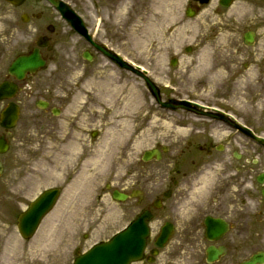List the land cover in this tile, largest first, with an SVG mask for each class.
Returning a JSON list of instances; mask_svg holds the SVG:
<instances>
[{
  "label": "rangeland",
  "instance_id": "1",
  "mask_svg": "<svg viewBox=\"0 0 264 264\" xmlns=\"http://www.w3.org/2000/svg\"><path fill=\"white\" fill-rule=\"evenodd\" d=\"M172 5L170 12L144 9L110 14L111 20L105 24L103 20L96 37L146 68L164 97L200 98L196 92L205 79L211 91L225 74L218 67L209 72V66L220 59L215 54L228 36L219 27L230 21L233 10L221 9L213 0L191 19L178 8L185 5L184 0ZM248 29L257 32L258 41L252 47L242 43V34ZM235 31L239 70L244 80L252 79L264 65V0L235 2ZM75 40L74 35L67 37L48 67L32 77L29 84L36 90L8 136V149L0 156L5 162L0 177V264H71L75 247L84 250L108 239L133 218L137 208L131 200L113 201L105 185L117 189L141 187L153 196L161 186L157 176L158 171L161 174L166 169L167 155L161 161L144 162L140 159L142 151L162 144L175 146L188 134L176 120L182 114L156 105L139 76L96 53L91 61L84 60L80 57L84 45ZM188 45L194 48L190 53L184 50ZM253 52L255 60L248 56ZM171 57L178 59L173 67L169 65ZM252 62L257 66L253 67ZM244 63L249 65L245 68ZM108 81L114 100L102 90V84ZM45 87H58L54 94L70 98L62 115L50 125L33 101ZM209 90L203 92L206 100L216 95ZM69 127L73 132L65 134ZM255 129L264 133V125H256ZM91 131H96L95 137H91ZM109 138L110 145L106 142ZM60 141L66 143L63 149ZM69 142L73 143L70 147ZM105 149L104 160L95 164L97 153ZM52 186L63 188L60 200L36 233L28 240L22 239L16 215L43 189ZM158 224L157 220L151 222L153 232ZM41 240L51 244L43 252H36ZM255 247L241 249L238 256Z\"/></svg>",
  "mask_w": 264,
  "mask_h": 264
},
{
  "label": "flooded vegetation",
  "instance_id": "2",
  "mask_svg": "<svg viewBox=\"0 0 264 264\" xmlns=\"http://www.w3.org/2000/svg\"><path fill=\"white\" fill-rule=\"evenodd\" d=\"M61 1L63 6H55L50 0H0V82L5 79L16 81L9 74L8 67L19 55L37 49L47 64L58 50H62L60 45L67 42V37L74 35L75 43L89 45L68 22L74 14L82 18L94 40L102 41L95 32L101 28L103 20L104 24L111 20L110 14L138 13L144 9L170 12L175 3V0ZM203 7L196 0H187L182 8L196 15ZM222 24L219 28L228 38L215 54L216 59H220L209 66L210 72L218 67L225 73L219 86L214 88L216 95L213 94L211 100L203 98V92L208 90V80L205 79L196 92L201 97L189 96V99L209 108L230 112L255 134L264 136L262 131L255 129L256 125H264V65L252 79L242 78L239 39L235 31V1L230 21ZM251 31L254 32V41H258L256 31ZM248 56L255 60V52ZM262 58L264 63V55ZM251 64L257 66L253 62ZM248 65L244 63L245 68ZM36 74H26L17 81L18 91L12 99L0 100V108L10 101L21 108L32 96L33 87L29 82ZM57 88L43 89L40 97L48 124L52 121L53 111L62 112V107L70 99L54 94ZM223 90L227 91L220 92ZM219 92L228 95L232 104L221 105L213 101ZM199 111L196 108L179 109L182 118L176 120L180 123L179 128L188 134L180 144L169 146L166 169L161 174L158 171L157 180L161 186L155 194L148 196L141 192L140 196L128 198L134 207L149 210L152 217H167L166 221L172 227L167 258L163 262L156 261L162 252L159 249L151 262L147 261L150 254L147 252L141 264H237L255 251H264V197L261 195L264 183L257 181V175L264 172V147L223 120ZM73 121L69 125H73ZM70 132H73V127H69L66 133ZM2 134L4 131L0 136ZM60 145L64 147V141H60ZM138 188L123 189V192L130 195ZM208 217L227 223L226 232L214 240H209L205 234V219ZM209 246L219 252L211 262L207 256ZM253 246L257 247L242 257L238 256L241 249ZM164 257L165 252L162 254Z\"/></svg>",
  "mask_w": 264,
  "mask_h": 264
},
{
  "label": "water",
  "instance_id": "3",
  "mask_svg": "<svg viewBox=\"0 0 264 264\" xmlns=\"http://www.w3.org/2000/svg\"><path fill=\"white\" fill-rule=\"evenodd\" d=\"M207 1V0H204ZM231 0H221V3L228 5ZM97 48L102 50L107 56L115 60L122 67L129 69L139 74L146 82L152 96L155 100L164 107L176 108L178 106H186L189 102L184 100L168 99L162 102L160 99L157 86L150 81L146 76L138 73L136 70L131 69L128 65L123 63L120 58L109 52L107 49L96 45ZM86 59H90V56L84 54ZM174 63V61H172ZM43 65V61L40 59L37 53H32L29 56H21L16 59L10 66L9 71L21 77L25 71H35ZM15 90L14 84L3 82L0 84V98L2 96H8ZM17 117V109L15 106H8L0 113V123L5 127L13 126ZM258 139V138H256ZM263 142V140H260ZM5 147L0 142V152L4 151ZM158 158L157 150H146L143 153V159L148 160L150 158ZM2 167L0 163V174ZM264 175L260 176L262 180ZM264 195V190L262 191ZM59 194L58 188H50L44 190L36 199H34L27 207L26 210L21 212L17 218L18 230L24 237L31 236L37 228L41 218L45 215L54 205L57 196ZM146 219H149L145 214H141L134 221H132L125 229L116 233L108 242H103L94 245L88 252L78 256L75 259L74 264H128L132 260L140 259L142 256L143 248L146 242V236L148 234V226ZM218 231V230H217ZM169 236V230L167 227H163L161 234L156 240V245L163 246ZM264 263V253H257L250 257L249 260L244 261L241 264H257Z\"/></svg>",
  "mask_w": 264,
  "mask_h": 264
},
{
  "label": "bare ground",
  "instance_id": "4",
  "mask_svg": "<svg viewBox=\"0 0 264 264\" xmlns=\"http://www.w3.org/2000/svg\"><path fill=\"white\" fill-rule=\"evenodd\" d=\"M102 85H104L105 87L102 89L103 90V92L105 93V94H109L110 96H111V100H114V98H113V94H112V91H114L112 88H111V84H110V81H108V82H106V83H104V84H102ZM112 132H113V136L117 133V130L115 129V130H112ZM107 142V144L108 145H110L111 144V142H112V139L111 138H109L108 139V141H106ZM105 148H106V146H105ZM106 149L105 150H103V152H102V150L100 151V154H98L97 153V158L95 159V164H97V163H99L100 161H103L104 160V156L106 155ZM52 234V233H51ZM46 235H48V233H46V234H44V235H42L41 237H43V236H46ZM47 239V238H46ZM49 239V238H48ZM57 243V242H56ZM51 244V242H46L45 240H41V242L39 243V245H41L40 246V248H38V249H36V252H43L44 251V249L45 248H47L49 245ZM55 246H56V244H55Z\"/></svg>",
  "mask_w": 264,
  "mask_h": 264
}]
</instances>
